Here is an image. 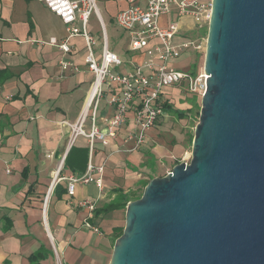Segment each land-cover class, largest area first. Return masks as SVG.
I'll use <instances>...</instances> for the list:
<instances>
[{
  "label": "crops",
  "instance_id": "crops-1",
  "mask_svg": "<svg viewBox=\"0 0 264 264\" xmlns=\"http://www.w3.org/2000/svg\"><path fill=\"white\" fill-rule=\"evenodd\" d=\"M120 2L124 4L112 17L114 20L131 5L129 0ZM136 4L145 6L146 0H136ZM100 14L107 29L101 10ZM173 19H176L175 9L160 22L167 25ZM194 26L191 16L181 20L183 32ZM90 30L100 55L102 43L91 22ZM66 36L61 17L43 2L0 0V264H56L54 248L64 262L109 264L117 240L116 230L126 223V209L105 207L117 200L121 192L138 191L143 181L155 175L152 173L160 161H172L173 168L186 151L187 135L180 127L179 137L167 138L161 132L163 121L170 117L167 111L149 131L142 146L127 138L133 124L119 129L116 138L97 141L93 152L85 136L71 145V125L78 121L84 108L94 73L85 62L84 38H74V50L67 55L78 71L73 67L63 69L62 51L43 43L52 37L62 40ZM81 42L86 52L80 50ZM133 62L141 61L137 58L124 61L129 70ZM177 98L169 103L181 110L189 106ZM107 100L101 102V118H108L114 112ZM100 126L105 127L103 119ZM90 128L89 121L86 129L90 131ZM72 147L89 151L88 156L85 151L82 155L75 154L72 161L77 157L80 161L77 169L66 164ZM91 154L96 166H104L103 188L96 182L79 180L75 182V194L70 195V178L79 179L87 174ZM62 160L61 179L44 215L45 197ZM153 163L156 167H152ZM82 168L85 170L81 171ZM148 174L150 178L146 177ZM84 199L96 202L92 223L101 229L100 233L85 226L89 210L80 204Z\"/></svg>",
  "mask_w": 264,
  "mask_h": 264
},
{
  "label": "water",
  "instance_id": "water-1",
  "mask_svg": "<svg viewBox=\"0 0 264 264\" xmlns=\"http://www.w3.org/2000/svg\"><path fill=\"white\" fill-rule=\"evenodd\" d=\"M190 162L126 207L109 264H264V0H212Z\"/></svg>",
  "mask_w": 264,
  "mask_h": 264
},
{
  "label": "built area",
  "instance_id": "built-area-1",
  "mask_svg": "<svg viewBox=\"0 0 264 264\" xmlns=\"http://www.w3.org/2000/svg\"><path fill=\"white\" fill-rule=\"evenodd\" d=\"M52 12L63 20L67 36L59 40L52 37L43 42L62 51L60 64L63 69L79 68L67 57L74 50L72 40L84 38L87 53L85 62L94 73V80L88 91L84 108L78 121L71 125L70 143L73 145L80 136L88 138L91 151L97 141L106 142L109 138H116L118 130L133 124L128 140H133L136 146L147 142L149 131L154 128L165 114V106L171 100L166 98L163 88L166 86H185L186 92L204 96L207 90L209 77L204 67L193 75L169 65L171 60L181 58L190 48L202 51L206 41L202 31L209 25L212 0H146V5L136 4V0H129L130 7L120 11L116 17V24L129 32L130 42L128 49L131 52H150V58L143 62H133V67L127 72L119 71L124 63L120 55L112 50L108 41L105 23L101 17L97 0H39ZM176 10V19L167 25H162L160 19ZM96 16L102 27V48L100 55L96 50V39L90 30V22ZM191 16L195 20L192 29L183 32L181 20ZM199 34L201 36H199ZM109 107L114 112L108 118H101L100 105L107 99ZM104 120L105 127L101 128L100 121ZM90 121V131L87 123ZM63 160L56 170L53 184L44 201V215H46L49 199L61 178ZM10 172V169H8ZM170 172V171H169ZM68 187L70 195L75 194V182H96L99 188L104 186V166H96L91 160L88 171L82 178H70ZM80 204L89 210L85 226L97 233L101 229L92 223L96 217V202L84 199ZM56 264H72L62 261L59 252L54 248Z\"/></svg>",
  "mask_w": 264,
  "mask_h": 264
},
{
  "label": "rangeland",
  "instance_id": "rangeland-1",
  "mask_svg": "<svg viewBox=\"0 0 264 264\" xmlns=\"http://www.w3.org/2000/svg\"><path fill=\"white\" fill-rule=\"evenodd\" d=\"M123 4L124 3L120 2V0H97V5L101 10L107 25L110 48L114 51H117L120 54L121 59L123 61H126L127 59L130 58L131 59L137 58V61L139 60L143 62L144 60L149 59L151 57L150 52H146L144 54H136L135 52H131L128 49L130 42L129 32L119 27L116 24L115 20L112 18L115 15V13L118 12L119 7H121ZM91 25L94 29L95 35L102 43L101 26L95 16H93L91 20ZM207 32H208V25L207 28H205V30L202 31V35L205 41L207 40ZM199 36L201 35L199 34ZM79 46L80 48L83 47L82 42L79 43ZM205 49L202 51H197L195 50L194 47H192L181 58L177 60H171L169 62V65L172 67H176L181 71H187L192 73L193 75H196L197 70L204 67ZM80 50L86 52V50H83V48ZM128 70L129 67L125 63H123L119 69V71L123 73L127 72ZM163 93L165 97L170 99L171 101L175 100L176 102L178 99L177 96H179L181 98L180 99L181 102L189 103V106L188 107L186 106L183 109L184 111H186V115L182 118L178 114H174L173 112L170 111L168 112L170 117H168L163 121L161 132H163L167 138L170 137V135L179 137L180 136L179 127H180V129L187 135L186 151L183 153L180 159L181 162H190L192 157V145L195 134V128L201 114V107H202L201 99L199 96L191 95L188 92H186L185 86H174V85L166 86L163 88ZM166 114L167 113H165L163 116H166ZM173 122L178 125H175ZM164 160H168V159L165 158ZM158 165H159L158 167H156L154 163L152 165V167H156V171H155L156 173L155 172L152 173L155 174L156 177L164 176L168 173V171H171L173 169L172 161H166L164 163L160 161ZM146 177L150 178V175L148 174ZM147 178L145 179L147 180ZM144 184L145 181L142 182V187L139 189V191L144 188ZM105 230L110 231V229L107 227H105Z\"/></svg>",
  "mask_w": 264,
  "mask_h": 264
},
{
  "label": "trees",
  "instance_id": "trees-1",
  "mask_svg": "<svg viewBox=\"0 0 264 264\" xmlns=\"http://www.w3.org/2000/svg\"><path fill=\"white\" fill-rule=\"evenodd\" d=\"M165 109H166L167 112L170 111V112H173L174 114H178L181 118L186 115V111L178 109V108H175L170 103L166 104ZM84 151L85 150H82V149L76 150L75 147H72L70 153L67 156L66 164L68 166L72 167L73 169L79 168L78 167V165H80L79 157H77L75 162H73L72 159L74 158L75 154H81L82 155V153ZM85 152H86V156H88L89 151H85ZM178 163H180V162H177L176 164H178ZM74 165H77V166H74ZM85 168H82L81 171H84ZM154 177H156V175H152L151 178L149 180H147V182H145L144 188L142 190H140V191L139 190L138 191L132 190V191H129V192H121L119 194L117 200H115V201L111 202L110 204H108L105 207V209L106 210H113V209H116V208H124V209H126V207L128 206L130 201L137 200L140 197H142L146 185ZM116 231H117L116 238H119L124 232V227L118 228Z\"/></svg>",
  "mask_w": 264,
  "mask_h": 264
}]
</instances>
